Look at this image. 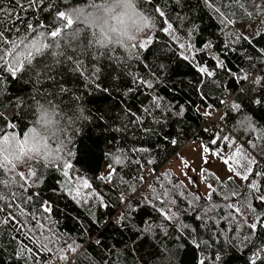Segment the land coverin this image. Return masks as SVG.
Wrapping results in <instances>:
<instances>
[{
    "label": "trees",
    "instance_id": "trees-1",
    "mask_svg": "<svg viewBox=\"0 0 264 264\" xmlns=\"http://www.w3.org/2000/svg\"><path fill=\"white\" fill-rule=\"evenodd\" d=\"M4 2L11 4L12 0H4ZM49 2L54 3L55 10L71 11L72 8H83L91 16L110 0H46L44 6ZM137 2L140 12L150 19V26L143 30V34L137 39L133 38L132 44L136 45L148 39L152 40V43L147 44L143 49L138 46L131 47V45L101 48L95 44L92 30L87 24L76 21L73 28L69 29L62 38L59 50H63L65 45H70L71 48L83 52L80 59L84 61L88 69L84 77L72 72L71 65L54 64L48 57L41 58L52 65L50 71L41 75L42 83H36L35 72H21L13 77L6 67L0 69V89H2L0 113H4L0 117V140L6 135H16L23 139L29 129H37V120L42 110H51L56 121V127L45 136V144L51 150L42 156L32 155V151H28L26 145L21 146L15 140L16 153L24 156L22 164L27 167L24 172L13 165L12 159L8 157L9 152L0 151V161L4 162L6 168L10 166L13 169L8 171L0 168V194L7 196L10 193L21 192L19 184L22 181L19 174L23 173L28 178L29 184L35 181V186L23 192V195L40 193L39 198L33 197L36 207H39L41 198L50 201L53 206L51 220L56 222L55 228L65 233V238L69 242L74 241L79 246L76 253L71 251L62 253L69 257L68 261L60 260L55 252L51 254L40 252L35 260H30L28 264H200L203 260H207V264H247L250 251H237L227 245L222 246V240L213 242L215 238L210 239V233L199 228V222L190 216L184 217V222L191 226L188 230L179 231L169 226L166 233L156 229L153 233L137 234V229L147 227L145 221L163 223L162 217L152 206L142 202L137 206L136 203L141 196L151 195L148 184L159 189V183L154 178H151V181L145 185L139 181L138 176H146V169H155L156 174L171 171L174 180L178 178L183 181L175 169L170 167L169 161L186 142L190 144L197 140L202 144H208L211 148L209 142L213 129L220 136L231 137L240 146H244L250 155H256L257 159H260L257 155L258 149L253 151L247 141L253 139L258 145L264 146V139H256L259 132L264 131V107L251 104L245 99L243 110L236 113L220 104L221 100L241 102L237 99L239 90L233 77L224 70H217L215 77L205 78L204 84L200 85L201 91L207 96V101L202 102L200 96L192 90L189 82L192 84L199 82V74L196 70L198 64L206 63L210 68H214V61L203 54L196 55L194 60L190 57L189 61H185L182 58L186 54L185 50L180 49L170 35L160 30L165 25L164 18L155 12L157 7L165 11L166 17L173 22L174 29L183 43L188 44L189 42L186 38V29L189 25L186 24L181 30L175 22L177 15L187 17L188 21L196 25L197 31L191 40L197 48L201 47L205 41H210L217 47L210 49L208 55L220 52L221 41L224 39L220 33V21L205 5L204 0H180L179 3L176 0H137ZM226 2L227 0H209V3L214 6L221 7L222 11L225 10L222 5ZM92 3L99 7L93 6ZM248 11L253 12L252 17L238 11L235 17H230L235 19L236 23L229 25L226 29L236 41L234 44L236 51L226 52L220 58L225 60L228 68L233 72L239 69L248 72L251 70V65L255 64L260 67L261 62H264V53H261V49H264V35L255 34L249 37L251 44L243 39L246 35L241 31L242 27L258 15L254 7L249 6ZM32 15L33 13H28L29 19L17 25L19 31L6 33L5 38L8 40H19L24 36L32 38L34 34L27 30L29 20L34 27L43 24L45 27L41 31H50L59 27V23L54 20V11L51 13L40 11ZM259 16L264 20V16ZM260 32H264V29ZM53 51H58V49L53 48ZM248 57H251V60ZM160 64L166 65L167 68L163 73H158L159 81H154L156 94L164 97L165 101L185 105L187 111L179 124L176 123L175 118L170 119L160 136L137 142L131 138V133H129V138L125 143L120 133L111 131L112 127L120 123L117 117L122 114V101H126L133 111L138 112L149 97L143 94L147 91L146 89L129 93L127 96H124V93L131 86L133 75L152 79L149 75V68L157 70ZM93 67L100 69L98 75L94 77L91 75ZM130 73L133 75H129ZM256 74L255 70H251L249 79ZM47 76L54 77V79L48 80ZM181 80L184 84L178 83ZM59 85H63L68 91L61 92ZM243 86H248L247 82ZM17 100L22 103L16 106L15 111H11L13 103ZM206 104L214 106L213 109L207 110L212 112L210 118L216 117L215 126L212 122H208V117L203 116ZM221 116L225 117L222 121ZM243 117L251 119L258 130L257 133L247 132L239 126ZM178 129H182L179 135L177 134ZM204 129L209 131L205 132ZM164 135H170L178 143L173 145L164 141ZM11 143L12 139H9L5 144ZM157 144L159 147H156ZM117 146L126 149L143 146L150 149L148 153L132 154L129 152L128 154L133 159H140V166L132 165L121 172L124 180L137 189L136 193H132L127 185L113 187L98 179L101 175L107 176L108 154ZM58 148H63L64 151L71 150L72 155L65 156L71 165V168L66 169L68 177H65L61 170H53L51 166H46L53 163L49 157L51 156L54 161L55 150ZM46 153H50L47 159L45 158ZM148 160H154L155 163L148 164ZM260 164L264 169V159L260 160ZM203 169L206 168L203 167ZM259 170L254 169V171ZM30 172H35L37 175L30 177ZM205 175L207 183L213 184L218 189L219 195L214 194L217 202H222V195L236 191L242 193V200L247 197L258 213L264 212V207L260 206V202L255 200L254 195L250 196L244 190L246 182L239 183L235 177L232 181H228L227 177L230 174L221 179L209 169H206ZM217 177H219V182ZM85 179L91 183L92 193L102 194L109 207L100 206L96 198L87 200V203L78 204L72 196L68 195L69 190L78 183L83 184ZM254 179L260 180L259 177H254ZM202 180L204 181L203 178ZM116 183L119 184V181ZM65 184L68 185L66 188ZM184 184L190 192H196L189 184L186 182ZM56 186L61 187L63 194L60 192L56 195L52 194ZM261 187L264 188V182H261ZM121 191L124 192L126 200L132 204V211L129 213L132 219L127 228H117L113 223L124 210L123 205L117 199ZM200 194L206 195L207 193L201 192ZM73 195H75L74 191ZM157 206L164 207L162 204H157ZM31 208L32 205H29L28 210L30 211ZM172 210L175 211V207ZM9 227L0 225V264H24V261L19 259L13 251L17 249V244L12 242L15 233L10 232ZM192 228L195 232L191 231ZM97 239L102 242L100 245L94 243ZM260 240H264V237L256 238L257 243ZM25 243H28L29 247L34 250L38 247L28 241ZM63 244L62 240L61 245L57 247ZM85 253L90 257V261L82 255ZM214 255H219L221 260H214L212 258Z\"/></svg>",
    "mask_w": 264,
    "mask_h": 264
},
{
    "label": "snow or ice",
    "instance_id": "snow-or-ice-1",
    "mask_svg": "<svg viewBox=\"0 0 264 264\" xmlns=\"http://www.w3.org/2000/svg\"><path fill=\"white\" fill-rule=\"evenodd\" d=\"M46 0H12L11 4L5 3L4 0H0V69L7 68L11 76L16 77L18 73L24 72H35L36 83H42L40 77L42 74H46L50 71L52 65L44 62L41 58L48 57L54 64L66 63L71 65V71L77 73L79 76L84 77L88 69L86 68L84 61L80 59L83 52L77 51L71 48L70 45H65L63 50L61 48V40L69 29L73 28L76 21H82L88 23L90 15L86 13L83 8H72L71 11H59L55 10L54 3L49 2L45 5ZM177 3L180 0H176ZM205 5L211 9L212 14L217 17L220 21V33L224 37L221 41L220 52L212 55H208L209 50L217 47L210 41L197 48L195 43L191 40V37L197 31L196 25L192 24L187 20V17L177 15L175 22L177 26L183 30L185 25H189L186 29L188 44L180 43V37L174 29L173 22L166 17L165 11L157 7L155 12L161 18H164V27L160 30L171 36V39L177 43L178 47L185 50L186 54L183 55L185 61H189L191 57L193 60L198 54L208 56L209 59L215 63L214 68H210L206 63H200L197 65L196 70L199 74V82L191 84V88L200 96L202 102L207 101V96L201 91L200 85L204 84L205 78H213L217 75V70H224L230 76L233 77L234 82L239 90L237 97L240 103L236 101L227 102L224 100L220 101V104L225 105L230 111L240 113L243 110V101L246 99L251 104L259 105L264 107V62H261V66L257 67L255 64L251 65V70L256 71V75H251V70L245 72L243 69H239L237 72H233L228 68L225 60L220 57L229 51L235 52L236 49L234 44L235 40L226 31L229 25L236 23L235 17L237 12H242L248 17L253 16V12L248 11V7H254L258 15L264 16V0H227L223 3L224 11L221 7H216L209 3V0H204ZM93 4V3H92ZM93 6H96L93 4ZM99 7V6H96ZM43 11L45 13H51L54 11V20L59 23V27L50 31H41L45 26L38 24L36 27L31 22L27 23V30L29 33H33L34 36H24L17 39L8 40L5 38L6 33L18 32L19 28L17 25L22 24L28 19V13L35 15L37 12ZM143 29L150 26V19L144 15L141 16ZM154 26V22H152ZM256 35H264V32H256ZM131 39V38H130ZM239 39V38H237ZM244 40H251L249 37H243ZM50 41V42H45ZM152 40L148 39L146 42L139 43V45L131 44V47L145 48L147 44H151ZM7 45V47H6ZM53 48L58 51H53ZM261 53H264V49H261ZM246 55V53H244ZM99 57H97L98 59ZM111 59V57H109ZM251 60V57H248ZM167 66L160 64L157 70L149 68V75L152 79L145 77H135L131 80V86L127 88L124 96L129 93H135L141 89H146L144 95H147L149 99L146 103L142 104L139 111H133L128 106L126 101H122L121 115L117 117L120 121L119 125L112 127L111 131L114 133H120L124 142H127L128 134L131 133V138L137 140H146L148 138H154L160 136L165 126L169 123L170 119L175 118L176 123L183 119L185 112L187 111L185 105L175 104L171 101H165V98L159 96L155 92L154 81H159L158 73H163ZM42 69V70H41ZM100 69L93 67L91 75L94 77L98 75ZM48 80L54 79V77L47 76ZM247 82L248 86H243ZM178 83L184 84V81ZM61 92H66L68 89L59 85ZM104 91H108L104 89ZM2 92V89H0ZM22 101L17 100L13 103L11 111H15L17 105ZM214 106L206 104V110L203 112V116L210 117L212 112L207 109H213ZM199 112V109H197ZM4 113H0L2 117ZM227 115V113H225ZM225 117L221 116L222 121ZM213 126L216 121L212 120ZM239 126L250 133H257V128L253 125L252 121L248 117H243L240 120ZM14 127V125H12ZM203 131L208 132V129ZM182 129H178L177 134L179 135ZM35 134L36 129H29L28 133L23 136V139L18 138L16 135L4 136L0 140V144L6 143L9 139L16 140L21 146L26 145L29 140V134ZM210 145L203 144L202 148V162L209 164L211 161L208 159V155H212L222 161L227 167V171L230 175L227 177L228 181H232L233 178H239L242 182H246L244 190L251 196L254 195L255 200L260 202V206L264 207V188L261 187V182H264V169L261 168L260 160L264 159V146L258 145L253 139L247 141L251 149L256 151L260 159H257L256 155H250L243 152L242 147H237L235 153L231 156H223L225 147L231 149L235 143L229 136H220L214 129L211 132ZM256 139H264V131H260L256 136ZM163 140L170 142L175 145L178 141L172 138L170 135H164ZM114 143H116L114 141ZM219 145V148H217ZM156 147H159L157 144ZM2 151V150H0ZM28 151H34V149H28ZM54 163L46 166H51L53 170H61L65 177H68V171L66 169L71 168L65 156L70 157L72 155L71 150L64 151L63 148L55 150ZM148 153L150 149L147 147H115L114 151L108 154V174L107 176L101 175L98 177L106 185H112L113 187H119L121 185H127L132 193H136L137 189L130 185L128 181L124 180L121 172L124 169L130 168L132 165L140 166V159H133L128 153ZM63 153V154H61ZM50 153L45 154L47 159ZM239 155V159L236 156ZM182 159V158H181ZM232 161V163H230ZM182 162L185 164L190 171H195L186 161ZM148 164H154V160H148ZM0 168L11 171L13 170L10 166L5 167L4 162L0 161ZM120 169V171H118ZM254 169H260L254 171ZM151 177L159 183V189L152 187L148 184L151 189L150 196H141L140 200L137 201V206L142 202L146 205H150L154 210L162 217L163 223L156 224L153 221H145L147 227L137 229V234L153 233L156 229L167 232L169 226L179 230L185 231L190 229V224L184 222V217L190 216L193 220L198 221V227L210 233V239L215 238L213 242L222 240L223 245H227L237 251H250V255L247 257V264H264V240L256 242V238L264 237V212H257V209L253 207L251 201L247 197L241 199L242 193L232 191L227 195L221 196L222 202H217L214 199V194L219 195L218 189L211 183H207V176L205 175L206 169H201L200 174L205 181L206 187L209 190L206 195L198 192L199 186L197 185V192H190L183 181L176 178L173 179V173L171 171L156 174L155 169L150 170ZM22 183L19 184L21 192L10 193L9 195L0 194V225L10 226L9 231L15 233L12 237V242L17 244V249H14L15 255L24 261V264H28L30 260H35L40 252L53 253L55 252L60 260L68 261L69 257L65 253L71 251L76 253L78 245L75 242H69L65 237L66 234L58 231L54 225L55 221L51 220V213L53 206L48 200L39 199V207L33 203V197H40V193H31L27 196L23 195V192L29 191V189L35 186V181L32 184L28 183V178L19 174ZM37 174L30 172L29 176L34 177ZM183 175L188 179L189 183L196 184V181L188 176L187 172ZM259 177L260 180L254 179ZM138 179L141 183H145V177L140 175ZM219 182V177L216 178ZM119 181V184L116 183ZM68 185L65 184L66 188ZM82 187L84 189H91L92 185L86 179L83 180ZM73 191L75 195H73ZM57 192L63 194L61 187L56 186L53 189L52 194L56 195ZM68 195L72 196L78 204L87 203L88 199L96 198L99 200V204L102 207H109L105 202V198L99 192L87 193L86 196L81 197L80 186H74L73 189L68 191ZM79 198V199H78ZM119 203L123 205L124 210L119 216L113 221L117 228L125 227L130 225L132 217L129 213L132 211V204L129 200H126L123 191L117 197ZM19 201V203H17ZM157 204H162L164 207H158ZM184 204V207L180 205ZM32 205L31 210H28V206ZM246 205V206H245ZM175 207V211H173ZM222 211V214H221ZM249 213L251 218H249ZM247 229V231H244ZM195 232V229H191ZM47 233V234H45ZM231 233V235H230ZM22 238V239H21ZM64 244L60 247L61 241ZM31 242L37 245L34 250L29 247L28 243ZM96 245H100L102 242L97 239L94 241ZM206 243V242H205ZM84 255L86 260L90 261V257L87 254ZM216 261H220L219 255L212 257ZM200 264H207V260H203Z\"/></svg>",
    "mask_w": 264,
    "mask_h": 264
},
{
    "label": "clouds",
    "instance_id": "clouds-1",
    "mask_svg": "<svg viewBox=\"0 0 264 264\" xmlns=\"http://www.w3.org/2000/svg\"><path fill=\"white\" fill-rule=\"evenodd\" d=\"M143 14L138 8L137 0H110L98 12L90 16L87 26L92 30L93 40L101 48L109 46H130L134 39L143 34ZM131 38V39H130ZM35 134H29L26 147L34 149L32 155H44L51 149L45 144V136L56 127V121L51 110H42L37 120ZM0 150L9 153L17 151L16 142L0 144ZM49 160L53 161L50 156Z\"/></svg>",
    "mask_w": 264,
    "mask_h": 264
},
{
    "label": "rangeland",
    "instance_id": "rangeland-1",
    "mask_svg": "<svg viewBox=\"0 0 264 264\" xmlns=\"http://www.w3.org/2000/svg\"><path fill=\"white\" fill-rule=\"evenodd\" d=\"M264 29V20L260 18L259 15H256L250 22L245 24L241 31L244 35L247 37H251L256 34L257 31H261ZM169 35V34H168ZM180 43H183L180 39ZM16 142V141H15ZM201 145H203L200 141H192L190 144L186 142L181 146L173 155V157L170 160V167L174 168L175 171L179 174L180 178L183 179L184 182L189 184L191 189L195 190L197 192V185L199 186L198 192H204L207 193L208 189L206 187L205 182L202 180V176L200 174V170L205 167L206 169H209L212 173L219 176L221 179L226 178L227 175L230 173L227 171L226 165L222 163V161L212 155H208V158L211 162L209 164H204L202 162V148ZM237 147H242L243 152L248 153L247 149H245L244 146H240L238 142H235L231 149L225 147L224 152L222 153L223 156H231L233 153H235V150ZM29 149V148H28ZM249 154V153H248ZM8 157L12 159L13 165L15 167H19L20 170L23 172L27 170V167L22 164V159L24 156L18 155L15 153H9ZM182 158V159H181ZM236 159H239V155L236 156ZM186 161L188 165L191 166L192 169H195V171H190L187 167H185V164L182 162ZM232 163V161H230ZM148 170V169H146ZM109 171V169H108ZM184 172L188 173V176L191 177L193 180L196 181V184L189 183L188 179L185 178L183 175ZM239 183L242 181L239 178H236ZM209 182L211 180H208ZM76 186H80L81 196H86L87 193H92V189H84L82 187V184L78 183ZM88 200H94L88 199ZM250 217V215H249Z\"/></svg>",
    "mask_w": 264,
    "mask_h": 264
},
{
    "label": "built area",
    "instance_id": "built-area-1",
    "mask_svg": "<svg viewBox=\"0 0 264 264\" xmlns=\"http://www.w3.org/2000/svg\"><path fill=\"white\" fill-rule=\"evenodd\" d=\"M212 120H216V117H214V118L208 117V122H211ZM145 173H146V176H145V183H144V185L145 184H148L151 181V178L150 177L152 175L150 170H146Z\"/></svg>",
    "mask_w": 264,
    "mask_h": 264
},
{
    "label": "bare ground",
    "instance_id": "bare-ground-1",
    "mask_svg": "<svg viewBox=\"0 0 264 264\" xmlns=\"http://www.w3.org/2000/svg\"><path fill=\"white\" fill-rule=\"evenodd\" d=\"M221 2H222V1H221ZM32 16H33V15H32ZM52 18H53V16H52ZM28 19H29V18H28ZM28 19H27V20H28ZM29 22H30V20H29ZM54 22H55V21H54ZM54 22H53V23H54ZM56 25H58V24H56ZM56 25H55V26H56ZM59 26H60V25H59ZM54 28H55V27H54ZM70 36H71V34H70ZM170 47H171V46H170ZM195 81H196V80H195ZM106 125H107V124H106ZM101 126H102V125H101ZM115 126H116V125H115ZM59 132H60V131H59ZM72 135H73V133H72ZM102 135H103V134H102ZM68 136H69V135H68ZM100 136H101V135H100ZM63 137H64V136H63ZM112 137H113V136H112ZM76 138H77V137H76ZM121 138H122V137H121ZM121 138H120V139H121ZM67 139H68V138H67ZM115 139H116V138H115ZM103 141H104V140H103ZM105 141H106V140H105ZM115 142H116V141H115ZM70 144H71V143H70ZM62 147H63V146H62ZM70 147H71V146H70ZM64 148H65V147H64ZM228 194H229V193H228ZM244 194H245V193H244ZM247 194H248V193H247ZM54 227H55V226H54ZM10 255H11V254H10ZM11 256H12V255H11Z\"/></svg>",
    "mask_w": 264,
    "mask_h": 264
}]
</instances>
